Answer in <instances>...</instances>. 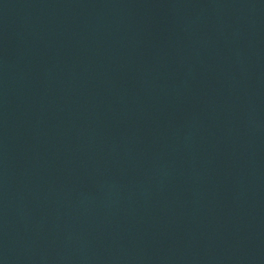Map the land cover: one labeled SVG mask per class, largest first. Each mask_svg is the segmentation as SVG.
I'll return each instance as SVG.
<instances>
[{"label":"water","instance_id":"water-1","mask_svg":"<svg viewBox=\"0 0 264 264\" xmlns=\"http://www.w3.org/2000/svg\"><path fill=\"white\" fill-rule=\"evenodd\" d=\"M0 264H264V0H0Z\"/></svg>","mask_w":264,"mask_h":264}]
</instances>
